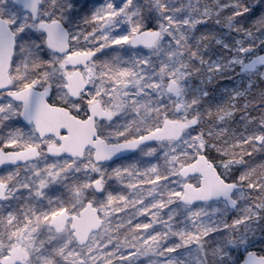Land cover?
Listing matches in <instances>:
<instances>
[{"label": "rangeland", "instance_id": "obj_1", "mask_svg": "<svg viewBox=\"0 0 264 264\" xmlns=\"http://www.w3.org/2000/svg\"><path fill=\"white\" fill-rule=\"evenodd\" d=\"M66 2L42 0V7H55L58 11ZM76 2L78 6L66 13L68 19L64 22L69 33H79L78 41L70 42L76 44V51H95L101 43L107 44L105 36L129 33L134 26L142 30L145 24L157 29L160 37L150 48H137L129 43L105 46L82 69L85 80L89 81L85 95L71 101L65 89L53 84L52 102L86 115L89 104L85 105L84 100L88 93H94L93 101L113 113L111 119L96 123L99 135L110 142L139 136L143 132L138 130L154 129L165 116L184 122L196 117L198 123L202 122L185 130L178 140L145 144L126 157L94 163L91 149L81 158L49 156L45 152L49 138L40 141L33 126L19 122L17 115H10L12 110L8 104L17 106L0 94V106L5 109L0 111V146L4 147L3 140L19 129L23 136L11 149L31 145L42 149L39 157L30 162L0 169V181L8 185L6 196L0 201V248L24 247L31 253L30 264H45V261L66 264L58 254L60 248L79 252L81 258H91L88 264L106 261L111 264H233L238 261L241 250L256 252L255 248L264 244V226L256 218L264 201L250 198V192L256 191L257 186L249 185L264 181V167L259 169L256 179L253 173L256 156L246 163L229 150L232 148L229 143L225 149L210 139L222 134L237 104L242 101L245 107L252 91L259 96L264 91L253 88L264 66L250 73L239 71L244 61L263 50L264 27L252 34L241 26L237 31L235 0ZM105 2L119 4L117 15L108 12L97 24L86 22L97 5ZM0 13L4 16L15 13L18 18L27 14L12 0H0ZM242 33L248 35L247 42L242 39ZM133 34L130 33V38ZM40 39L39 32L29 29L22 37L23 50L18 43L19 67L14 65L12 74L17 83L33 74L30 50L48 58L43 44L39 50L33 44ZM67 68L71 70L68 65ZM170 81L176 82L178 96L167 91ZM203 109L218 112L215 122L202 120ZM216 123L219 130H213ZM251 124L253 118L245 116L241 131L256 150V141L264 143L256 139L264 133L260 129L264 121L257 128ZM193 136L197 138L195 145ZM201 142L203 153H212L224 178L240 184L233 193L237 201L234 209L222 200L194 205L179 201L184 182L197 185L199 178L182 179L178 169L194 159ZM241 176L245 179L241 180ZM42 178L46 181L43 187L39 184ZM96 179L101 182L102 194L92 188ZM37 191L42 195H37ZM87 200L98 208L103 224L83 246H78L69 233L58 234L47 224L28 223L33 210L41 213L64 206L72 210L69 213H76ZM237 220L240 222L236 223ZM21 264H29L28 259Z\"/></svg>", "mask_w": 264, "mask_h": 264}, {"label": "snow or ice", "instance_id": "obj_2", "mask_svg": "<svg viewBox=\"0 0 264 264\" xmlns=\"http://www.w3.org/2000/svg\"><path fill=\"white\" fill-rule=\"evenodd\" d=\"M259 5V14L255 17L256 21H264V0H258L256 3ZM76 0H68L63 6L59 7L57 11L55 7L53 8H44L42 7V0H28L27 3L23 4L22 7L27 9V14L23 18H18L15 13H10L8 16H4L0 13V71L6 73L3 81H0L5 89L8 90V94L12 96L15 100L19 102V107H14L11 103L8 104V109H11L10 115L15 116L19 115L29 124L35 122V127L33 132H40L42 137L48 135L49 129L40 125L38 120V114L36 111L37 105L40 108H45V100L48 95L52 92L53 84L57 88L65 89L67 82V77L71 75V72L68 71L67 65L72 63L75 66V60L73 57H77L79 54L76 51V44L70 43L71 41H78L79 33L72 34L69 33L64 26V22L68 19L66 13H70L74 8H76ZM120 9L118 3H101L92 12V16L86 22L97 24L101 19L104 18V14L111 12L113 16L117 15V11ZM245 11H251V9H245ZM19 19V23H17ZM33 30L39 32L41 35L40 41H34L33 44L37 50L41 44L44 48L48 50V58L45 59L40 57L35 52L31 50L28 53L29 58L32 61L33 74L31 76H26L23 81L17 83L12 79L13 66L16 65L18 68L19 65L16 61V48L19 43L21 50H23V40L22 37L27 30ZM140 30V26L131 27L129 33L117 35L115 37L108 35L104 37V40L107 42L105 45L101 43L97 50L88 51L80 56L83 60H89L92 56L96 55L98 51H103L105 46H113L124 43H131L133 45L137 44L138 41L135 38L130 39V33H135ZM144 31H152L147 24L143 26ZM103 31L102 29L100 30ZM152 39L143 41L146 44L151 45L155 42L156 33L152 32ZM59 52V55H57ZM27 66V65H26ZM87 68L88 66L85 65ZM42 69V71H41ZM89 76L92 75L90 70L88 73ZM89 81L85 80L84 85L87 86ZM37 88H41V91H37ZM65 95H76V98L79 99L80 96L85 95L83 88L80 89L79 94L77 93H68L65 91ZM95 94L88 93L84 100V104L88 105L93 102ZM103 94H101L100 102L103 103ZM77 110H79L80 105H77ZM4 107L0 106V111H4ZM110 115V113H101V115ZM7 119L8 117H4ZM167 117L165 116V124H167ZM198 120L196 117H193L191 120H186L184 124L177 127L175 135L179 137L186 125H196ZM142 131L143 134L140 135L137 139L132 141H127L122 145H118L119 148H135L139 142L149 140L153 138L154 131L151 128L138 130ZM158 131V130H157ZM14 136L15 138H12ZM23 136L22 130H14L9 138L3 140V145L5 148H12L17 146V140ZM159 138V137H157ZM193 144L195 145L196 137L191 138ZM256 139L264 142V133L258 134ZM204 149L203 142L198 146V154L202 153ZM111 152H105V156H111ZM215 169V165H212ZM264 167V164L261 165ZM215 176L218 178L217 191L216 192H206L205 195H216L219 192H223L224 195H228V190L235 187V183L229 184L225 179L223 174L219 169H215ZM205 179L207 181V174H205ZM241 180L245 179V176L240 177ZM46 181L42 178L39 181L41 187L45 185ZM95 187L102 194L103 189L100 186V182L97 180L94 182ZM257 186L264 191V183H258L257 185L250 184L249 187ZM37 195H42L41 192L37 191ZM72 211L68 207L60 206L54 209H51L47 212L37 213L35 210L32 211L31 216L28 217L29 225L35 224L36 226L50 225L51 228L56 230V233L63 234L69 233L71 236L77 235V221L74 216L68 215ZM63 213L64 215H59ZM240 221L237 220L236 223ZM81 243H83L84 238L79 237ZM247 244V241H245ZM58 254L66 261V264H88V259L81 258L79 252H75L71 249L65 250V248H60ZM245 260L247 264H264V254L257 255L255 253L245 252ZM31 253L28 255V262L30 264ZM0 264H20L19 261L11 259V246H5L0 248ZM45 264H49L48 261H45ZM105 264H111L110 261H106ZM241 264H244L242 261Z\"/></svg>", "mask_w": 264, "mask_h": 264}, {"label": "water", "instance_id": "obj_3", "mask_svg": "<svg viewBox=\"0 0 264 264\" xmlns=\"http://www.w3.org/2000/svg\"><path fill=\"white\" fill-rule=\"evenodd\" d=\"M12 2L15 5L22 7V5L27 3L28 0H12ZM22 9L27 12V9L23 7ZM153 31L156 33V42L160 36V32L158 30L152 29V31H144L142 29L134 33L131 37L135 38L138 43L133 45L129 42L130 45L140 48L153 47L155 42L151 45L143 42L145 40L153 38ZM77 52L79 55L77 57H73V59L75 60V66L72 63L68 64L74 67V70H72L71 75L67 77L65 90L68 93L79 94L80 89L83 88V90H85L86 88L84 85V78L80 71V68L85 67V65H87V63L95 55L92 56L89 60H83L80 58V56L88 51L83 50ZM57 55H59V52H57ZM260 66H264V48L262 51L256 53L255 55L251 56L248 60L244 61L240 66L239 71L252 72ZM5 75L6 73L0 71V81H3ZM5 90L7 89L0 85V92ZM41 90L42 89H37V91ZM167 91L178 96V87L176 85V82L170 81L167 86ZM50 95L51 93L45 100L46 107L40 108L37 105L36 111L38 114V120L40 125L49 129L47 136H53L59 141V143L56 145H48L46 151L51 157H59L65 155L66 157L72 159L81 158L84 154V151L88 147H90L93 149L92 159L95 163L112 162L114 160L130 155L144 144L165 140H178L182 135L183 131L195 126L186 125L181 135L179 137H176L175 132L177 127H179V125L181 124H184L185 122L167 118V124H165L164 119L160 126L152 129L154 131L152 139L139 142L135 148H119L117 147L118 145H122L127 141L137 139L140 135L134 138L120 140L116 142H106L104 139L100 138L97 135L94 121L95 119H109L112 117V112L102 109L99 102H93L89 106L88 116L85 119H80L71 114L68 108L60 105L50 104L48 102V98L50 97ZM68 96L72 99H77L76 95ZM8 97L12 100H15L9 94ZM101 113H110V115H101ZM20 119L23 123L29 124L21 116ZM32 125L33 127H35V122ZM36 133L40 139L44 138L41 136L40 132L37 131ZM105 152H111L112 154L111 156H105ZM38 156L39 150L36 146H28L26 148H21L17 150H3L2 148H0V169L5 167L22 165L26 162L36 159ZM212 165L215 164L210 159H208L204 153H199L196 154L195 158L192 161L182 165L178 169V175L182 179H186L190 176L199 177V182L197 185H194L191 182L184 183L182 188V194L179 197V201L184 205H194L198 203L222 200L227 204L228 208L234 209L237 205V201L233 198V193L236 189L239 188V185L234 181H227L229 184H232L234 182L236 185L235 187L228 190L227 196L224 195L222 191L216 195H205L206 192L210 193L217 191L218 178L215 176V169L217 168L215 166V169H213ZM205 174H207V181L205 179ZM97 180L100 182L99 179H96L95 181ZM94 182L92 184V188L95 192H99V190L95 187ZM100 186L102 188L101 182ZM6 190V183L0 181V200L5 197ZM59 215L64 214L59 213ZM68 215L74 216L77 221V235L73 237L78 246L85 245L89 236L92 233L98 231L103 223V219L100 217L98 209L93 206L90 201H86L76 214L68 213ZM80 236L84 238L83 243H81L79 239ZM242 252L245 254L244 251ZM11 259H15L22 263L24 260L28 259V252L22 247L15 246L11 249ZM242 261L244 262V264H247L245 260V255L240 261L235 262L233 264H241Z\"/></svg>", "mask_w": 264, "mask_h": 264}, {"label": "trees", "instance_id": "obj_4", "mask_svg": "<svg viewBox=\"0 0 264 264\" xmlns=\"http://www.w3.org/2000/svg\"><path fill=\"white\" fill-rule=\"evenodd\" d=\"M237 2L238 8H237V14H236V20L238 21L236 30L239 31V27L241 26L242 29L247 30L246 33L252 34L255 29L258 28H263L264 27V21H256L254 18L259 14V5L256 4V0H235ZM255 5V6H253ZM251 9V11H245V9ZM231 9V8H230ZM149 28H154L152 25H148ZM256 27V28H255ZM247 34L242 33V39L247 42ZM208 36L207 38H209ZM206 38V39H207ZM209 41V40H208ZM258 77H256V80L258 81ZM258 84L255 83L253 84L254 90L257 89ZM255 91H252L249 95V99L245 103V107H242V101L240 104H237L236 107L233 110L232 115L229 117L225 124V128L223 129L222 134H217L214 135V138H211L212 142L214 141L217 143L220 147L221 145H224L223 147H227L226 144L229 143L231 145L230 151H232L235 155L236 158H239L241 156L242 159L246 160V163L251 159V157L256 156V171H254V175L257 177L259 176V169L262 168L261 165L264 162V143H259L256 141V150H253V148L250 146L251 140H246L241 131V128L243 127L244 121H245V116L249 118H253V124H256V128L260 126V121H264V105L259 103V95L254 94ZM255 98V99H254ZM208 110L203 109V111L200 113V117L202 120H206L207 122L213 123L217 119L218 112L216 110H211V112H207ZM219 111V110H218ZM243 112L246 113L243 115ZM263 114V116H262ZM242 115V116H241ZM210 117V118H209ZM225 119V118H223ZM199 121L198 124H200ZM217 122V121H216ZM197 124V126H198ZM222 126V124H221ZM220 127L215 125L214 129H220L217 128ZM197 128V127H196ZM203 128H207V126H203ZM249 128V126H248ZM195 129V128H194ZM260 129H264V124L260 126ZM235 139V140H234ZM239 140V141H238ZM213 142V143H214ZM238 142V143H237ZM256 151V152H255ZM204 153L214 161L212 153L210 151H204ZM254 158V160H255ZM240 159V158H239ZM253 160V161H254ZM217 168L219 169V166L216 164ZM236 167H240V164H237ZM243 167V166H242ZM220 171V169H219ZM258 183H264V181H259L256 182V185ZM261 195V196H260ZM250 198L254 199L256 198L257 200H263L264 201V191L261 190L260 187H256V191L250 192ZM261 207V206H260ZM256 218L258 219V223L264 226V207L259 208ZM256 253L258 254H264V244L259 245L255 248ZM241 252L237 254V260L241 258ZM235 262V261H234Z\"/></svg>", "mask_w": 264, "mask_h": 264}, {"label": "flooded vegetation", "instance_id": "obj_5", "mask_svg": "<svg viewBox=\"0 0 264 264\" xmlns=\"http://www.w3.org/2000/svg\"><path fill=\"white\" fill-rule=\"evenodd\" d=\"M70 67V66H69ZM71 68V70L69 71V72H71L74 68H72V67H70ZM84 69V68H83ZM81 73H82V69H81ZM83 74V73H82ZM83 77H84V75H83ZM12 79H14V77L12 76ZM84 81H85V78H84ZM86 89H87V86H86ZM85 89V90H86ZM0 94H2V95H4V96H7V98H9L8 97V95H7V91H5V92H1ZM68 96V95H67ZM69 97V96H68ZM81 97V96H80ZM10 99V98H9ZM80 99V98H79ZM17 107H19V102H17V101H14V100H12V99H10ZM69 100H71V101H75V99H71L70 97H69ZM78 99H76V101H77ZM95 101V100H94ZM93 101V102H94ZM50 102H52L51 101V98H50ZM52 103H55V102H52ZM56 104H60V103H56ZM61 105H63V106H66L70 111H71V113H73L75 116H77V117H79V118H85L86 116H88V111H87V114L86 115H84V114H81V113H79V112H75V111H73V110H71L67 105H65V104H61ZM102 108H104V109H106L105 107H103L102 106ZM88 109H89V105H88ZM17 118H18V120H19V122H20V118H19V115H17ZM98 122V120H96L95 121V125H96V123ZM30 126V125H29ZM45 138H49L48 140H49V142L45 145V152H46V148L48 147V145H53V144H57L58 142H57V140L54 138V137H45ZM45 138H43V139H40V141H43ZM1 148H3V149H11V148H4V147H2V146H0ZM38 149H39V151H40V154H41V148L40 147H38Z\"/></svg>", "mask_w": 264, "mask_h": 264}, {"label": "clouds", "instance_id": "obj_6", "mask_svg": "<svg viewBox=\"0 0 264 264\" xmlns=\"http://www.w3.org/2000/svg\"><path fill=\"white\" fill-rule=\"evenodd\" d=\"M257 2H258V0H256V3ZM253 6H255V5H253ZM258 76H259V79L257 81V84L262 90H264V69H262L258 72ZM258 99H259V103L264 105V91L261 92Z\"/></svg>", "mask_w": 264, "mask_h": 264}]
</instances>
